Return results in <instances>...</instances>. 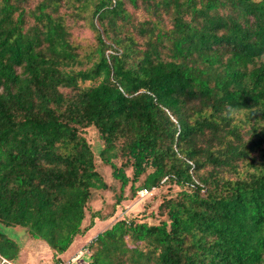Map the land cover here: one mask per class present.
<instances>
[{
	"label": "trees",
	"instance_id": "16d2710c",
	"mask_svg": "<svg viewBox=\"0 0 264 264\" xmlns=\"http://www.w3.org/2000/svg\"><path fill=\"white\" fill-rule=\"evenodd\" d=\"M96 159L112 211L177 191L67 264H264V0H0V259L20 250L4 226L57 264L110 217Z\"/></svg>",
	"mask_w": 264,
	"mask_h": 264
},
{
	"label": "rangeland",
	"instance_id": "374dc122",
	"mask_svg": "<svg viewBox=\"0 0 264 264\" xmlns=\"http://www.w3.org/2000/svg\"><path fill=\"white\" fill-rule=\"evenodd\" d=\"M137 16L142 18L143 15L141 16L140 11H138ZM81 24L82 23L78 21L76 25H73L71 27L73 39H75V41L81 43L82 45L91 44L94 41V33L86 25ZM83 50L84 48H82L80 52H82ZM84 84L87 85L89 84V82L87 81ZM92 131L93 130L90 129L86 130L85 134L87 139L92 142L94 152L97 153L101 143L97 138L95 139L94 133ZM96 165L97 170H99L103 179L108 185H110L108 188L98 190L96 193H94L93 199L91 201L92 210L101 208L103 215H110V217L106 218V220L97 222L98 226L96 227L98 229L108 227L115 220L120 219L123 216L127 218L134 217L137 219L148 218V221L153 222L154 219L151 218L150 215L156 214L157 205L161 199L159 195L161 193L174 194L177 191L176 186H170L169 189L167 186H164L160 190L153 189L152 192L142 195H139L138 193V197L121 201L118 205H116V207H114L115 209L112 211L111 204L115 202L114 192H116V194L118 193L119 182L112 178V176L110 175V168L107 165L101 163L99 159H96ZM127 173L129 174L130 171L128 170ZM126 192L128 193V187H126ZM88 219L89 213H87L84 224L88 223ZM3 230L9 237L16 240L20 246L17 263L14 262L13 264H52L56 260L52 257L51 250L46 243H44L43 241L27 238V234L22 227L4 226ZM90 233L91 232H88L86 233V235H89ZM89 237L90 235L88 237L86 236V238L82 236L81 238L78 237V242H76L74 247H72L71 250L67 251V255L61 257V259L66 261L68 258V260L71 262L80 259L82 253L86 251L85 243L88 240L90 241L92 238L91 237L90 239H87Z\"/></svg>",
	"mask_w": 264,
	"mask_h": 264
},
{
	"label": "crops",
	"instance_id": "0c3cea01",
	"mask_svg": "<svg viewBox=\"0 0 264 264\" xmlns=\"http://www.w3.org/2000/svg\"><path fill=\"white\" fill-rule=\"evenodd\" d=\"M91 230H93V231H91ZM89 232H91L89 235H90V237L89 238H87V239H90L91 237H93V236H95V234L98 232V228L97 227H95V228H92ZM89 235H84V236H82V237H84V238H86V236L88 237ZM79 238H81V237H79ZM79 238H76L75 239V241H74V243H73V245H72V247H74V245H75V243L76 242H78V240L77 239H79ZM87 239H86V241H87ZM87 242H89V240L87 241ZM86 242V243H87ZM85 243V244H86ZM72 247L69 249V250H71L72 249ZM74 251V250H73ZM65 255H67V253L65 254ZM66 261H68V258H67V260ZM16 263H17V260L15 261ZM12 263H14V262H12Z\"/></svg>",
	"mask_w": 264,
	"mask_h": 264
},
{
	"label": "built area",
	"instance_id": "2783aa9c",
	"mask_svg": "<svg viewBox=\"0 0 264 264\" xmlns=\"http://www.w3.org/2000/svg\"><path fill=\"white\" fill-rule=\"evenodd\" d=\"M145 193H149V192H147L146 190H142V191H140V195H142V194H145ZM1 261L3 262V263H6V264H12L10 261H8L7 259H5V258H1ZM1 262V263H2ZM68 262L67 261H65V260H59L58 262H57V264H67Z\"/></svg>",
	"mask_w": 264,
	"mask_h": 264
},
{
	"label": "clouds",
	"instance_id": "9594fccd",
	"mask_svg": "<svg viewBox=\"0 0 264 264\" xmlns=\"http://www.w3.org/2000/svg\"><path fill=\"white\" fill-rule=\"evenodd\" d=\"M11 262V261H10ZM12 263V262H11ZM13 264V263H12Z\"/></svg>",
	"mask_w": 264,
	"mask_h": 264
}]
</instances>
